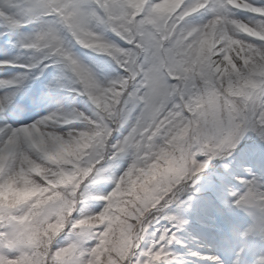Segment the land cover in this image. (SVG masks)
<instances>
[{"label": "snow or ice", "instance_id": "snow-or-ice-1", "mask_svg": "<svg viewBox=\"0 0 264 264\" xmlns=\"http://www.w3.org/2000/svg\"><path fill=\"white\" fill-rule=\"evenodd\" d=\"M25 7L29 18L0 10L13 29L30 17L43 21L20 42L41 50L40 59L21 65L28 71L0 78V86H10L0 91V190L18 194L0 202V264H171L168 246L187 224L180 209L192 199L182 198L189 184L214 158L232 156L249 133L264 144V4L38 0ZM206 8L212 13L206 21L191 18ZM234 10L258 18L243 20ZM108 30L118 39L105 35ZM72 40L115 63L90 66ZM48 62L69 68L78 83L73 91L93 107L87 113L57 109L13 127L9 120L23 121L58 102L55 83L43 91L24 87ZM13 64L0 59V66ZM78 120L86 127H59ZM122 156L129 162L118 176L111 174L112 189L95 195L89 186L105 179ZM246 171L248 177H236L242 187L229 195L250 220L233 225L226 240L243 241L232 264H242L246 252L253 253L249 264H264V247L255 251L264 242V179ZM91 198L103 200L102 209L76 216ZM66 228L75 239L60 244ZM204 258L225 264L219 255Z\"/></svg>", "mask_w": 264, "mask_h": 264}, {"label": "rangeland", "instance_id": "rangeland-1", "mask_svg": "<svg viewBox=\"0 0 264 264\" xmlns=\"http://www.w3.org/2000/svg\"><path fill=\"white\" fill-rule=\"evenodd\" d=\"M38 0H0V10L21 18H29L26 15V5L37 3ZM257 4H264V0H257ZM210 9H201L197 14H193L192 19L206 21L211 16ZM234 14L243 20L258 18L257 14L245 13L243 10H234ZM43 27V21L39 17H30V23L26 26L13 29L3 17H0V59H11L15 61L13 65L0 66V78H12L18 73L28 71L21 65L34 64L40 59L41 50H29L20 47V42ZM105 35L112 39H118L110 30ZM247 36V34H242ZM258 42V38L247 37ZM72 47L78 56L90 66L106 62H115L102 50L87 49L72 40ZM39 75L30 76L25 81L24 87L32 91H43L50 83L56 84V95L58 102L42 106L39 111L29 113L23 121H8L13 127L22 124H30L35 120L47 115L54 110H61L65 113L73 109L88 112L93 107L92 102L86 95H79L74 88L78 86L74 73L60 62H48V67L33 70ZM110 77H114L116 72H109ZM10 86H0V91ZM74 126L85 128L86 122L83 120L71 121L69 125H60V128ZM245 151L241 156L240 152ZM128 157L122 156L114 165L113 169L105 179L90 185L95 195L109 192L114 186L111 174L116 176L127 167ZM227 164L228 168L224 165ZM246 169H251L258 177L264 179V144H261L252 133H249L233 153L232 156L214 158L200 175V179L195 185L189 184L182 198L187 200L189 195L191 200L180 209V215L184 217L187 224L178 233V242H173L168 246V251L175 260L171 264H213L212 261L204 258L206 255H219L225 264H232L236 258L235 251L243 241L237 237L235 241H228L226 237L233 225L241 224L250 220L243 208L236 207L231 203L230 191L242 187L236 179L237 176L248 177ZM103 200L91 198L78 205L76 216L82 213L91 214L102 209ZM69 239H75V233L65 229L57 240L60 244L67 243ZM264 247V242H258L255 251ZM192 252H199L202 255L193 256ZM252 252H246L242 257V264H249ZM160 264H169L168 261H161Z\"/></svg>", "mask_w": 264, "mask_h": 264}, {"label": "clouds", "instance_id": "clouds-1", "mask_svg": "<svg viewBox=\"0 0 264 264\" xmlns=\"http://www.w3.org/2000/svg\"><path fill=\"white\" fill-rule=\"evenodd\" d=\"M49 147H53L51 142L49 143ZM31 157L35 158L36 160H39L41 163H44L43 155L39 152H32ZM21 161L17 160V163H20ZM31 163V160L25 162V168L27 169L29 164ZM17 193L14 191L13 188H7L0 190V202L2 201H13L17 198Z\"/></svg>", "mask_w": 264, "mask_h": 264}, {"label": "bare ground", "instance_id": "bare-ground-1", "mask_svg": "<svg viewBox=\"0 0 264 264\" xmlns=\"http://www.w3.org/2000/svg\"><path fill=\"white\" fill-rule=\"evenodd\" d=\"M256 1H257V0H253L254 3H256ZM258 1H259V0H258ZM243 12H245V13H249V11H245V10H243Z\"/></svg>", "mask_w": 264, "mask_h": 264}]
</instances>
